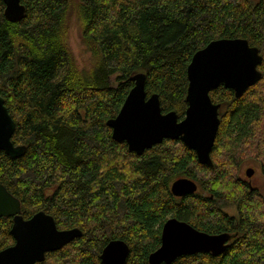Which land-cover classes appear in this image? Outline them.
<instances>
[{
  "label": "trees",
  "instance_id": "1",
  "mask_svg": "<svg viewBox=\"0 0 264 264\" xmlns=\"http://www.w3.org/2000/svg\"><path fill=\"white\" fill-rule=\"evenodd\" d=\"M23 17L4 16L0 0V95L15 123L12 158L0 150V183L21 204L23 218L50 214L57 228L81 235L35 264H102L112 239L129 246L124 264H148L163 222L176 217L198 230L231 238L217 255L197 252L160 264H264V195L240 184L243 159L264 174V0H20ZM76 19L88 64L68 46L69 13ZM218 38H244L262 57L260 78L239 97L222 83L212 165L179 139L141 154L112 138L107 119L118 113L145 74L146 96L162 112L185 114L186 68L194 52ZM193 179L177 197L171 183ZM227 208H233L229 213ZM11 216H0V250L11 245Z\"/></svg>",
  "mask_w": 264,
  "mask_h": 264
},
{
  "label": "water",
  "instance_id": "2",
  "mask_svg": "<svg viewBox=\"0 0 264 264\" xmlns=\"http://www.w3.org/2000/svg\"><path fill=\"white\" fill-rule=\"evenodd\" d=\"M4 16L9 21L20 20L25 7L20 0H2ZM262 57L258 48L250 46L244 38H218L211 40L191 57L186 73L188 86L185 100L187 107L182 119L175 111L162 112L156 93L146 96L145 74L134 73L130 79L133 86L128 91L118 113L106 124L111 128L112 138L125 141L127 148L137 154L161 143L164 139H179L195 151L197 160L212 165L210 152L219 125L220 104L213 103L209 91L223 84L239 97L261 76L257 68ZM15 128L0 95V150L15 158L25 151L24 144H13L11 136ZM252 168L246 169V175ZM197 189L196 182L188 177L175 179L170 185L174 196L182 197ZM0 216H11L10 233L14 242L0 250V264H35L44 259L45 253L60 249L81 235L77 227L59 229L54 218L40 210L25 219L21 204L0 183ZM231 234H210L196 229L186 221L168 217L162 224L160 244L148 256V264L170 263L178 256L209 252L222 253ZM129 253L128 244L121 239H112L102 248V264H124Z\"/></svg>",
  "mask_w": 264,
  "mask_h": 264
},
{
  "label": "rangeland",
  "instance_id": "3",
  "mask_svg": "<svg viewBox=\"0 0 264 264\" xmlns=\"http://www.w3.org/2000/svg\"><path fill=\"white\" fill-rule=\"evenodd\" d=\"M67 25H68V46L69 50L73 54L74 58L76 59L77 65L79 67L86 66L88 64V58H89V52L85 50L84 46L82 45L80 35L77 29L76 25V19L73 13H69L67 18ZM250 158H245V160H249ZM242 162V161H241ZM247 165H251L250 161L247 163ZM258 180L261 182L260 192L264 195V179L258 178ZM227 211L229 213H233V208H227Z\"/></svg>",
  "mask_w": 264,
  "mask_h": 264
},
{
  "label": "flooded vegetation",
  "instance_id": "4",
  "mask_svg": "<svg viewBox=\"0 0 264 264\" xmlns=\"http://www.w3.org/2000/svg\"><path fill=\"white\" fill-rule=\"evenodd\" d=\"M249 161L251 165H247ZM247 168H252V174L250 176L246 175ZM237 172L238 178L240 179V184L243 187H247L249 190L260 192L259 189L261 187V182L258 180V178L264 179V174L261 172L259 164L257 162L252 159L242 161L239 164Z\"/></svg>",
  "mask_w": 264,
  "mask_h": 264
}]
</instances>
